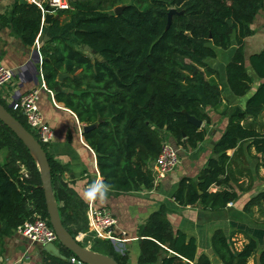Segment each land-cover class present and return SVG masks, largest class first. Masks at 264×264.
Returning <instances> with one entry per match:
<instances>
[{"label":"trees","instance_id":"obj_1","mask_svg":"<svg viewBox=\"0 0 264 264\" xmlns=\"http://www.w3.org/2000/svg\"><path fill=\"white\" fill-rule=\"evenodd\" d=\"M69 1L71 9L56 10L45 25V14L38 6L13 0L0 13V29L9 28L26 46L34 45L40 32L47 29L48 38L40 48L42 78L57 101L73 111L81 123L93 126L83 135L97 154L102 184L116 194L150 189L151 165L167 135L176 146L191 149L206 136V129L187 121L183 111L210 124L206 107L217 108L221 103L217 82L204 76L214 72L206 60L215 58L218 49H227L234 42L235 50L225 66L226 82L235 96H242L249 89L244 38L252 34L250 24L264 0H141L143 7L137 4L138 0ZM117 6H123L119 13L114 12ZM171 9L176 12L168 24ZM63 14L69 16L65 23L60 21ZM85 45L101 58L91 51L85 53ZM249 61L264 79V49L251 54ZM59 73L68 76L58 80ZM0 102L29 130L21 116L2 99ZM262 110L264 81L248 97L244 110L235 113L225 108V129L196 180L181 178L172 194L178 205L199 204L203 209L219 211L236 199L234 190L212 191L210 187L228 185L227 150L249 140L264 156V129L244 124ZM42 146L63 225L74 237L88 232L86 204L71 187L59 183L57 172L67 166L56 162L46 145ZM2 148L7 149L8 157L0 161V236L30 219L34 212L48 220L37 165L23 143L0 121ZM17 161L28 170L24 181L20 179ZM257 199L264 200V193ZM22 208L26 215L18 218ZM2 222L6 223L5 228ZM137 234V264L214 263L208 255L196 254L194 237L172 229L163 204L148 216ZM232 237L220 228L213 232L211 244L217 262L247 264L259 253V264H264V242L257 251L256 240L249 238L238 250ZM80 243L88 245L87 240ZM90 245L92 250L126 264L109 241L95 238ZM60 247L67 261L43 252L42 264H78L70 261L75 256L69 250ZM253 264H257L256 260Z\"/></svg>","mask_w":264,"mask_h":264},{"label":"crops","instance_id":"obj_2","mask_svg":"<svg viewBox=\"0 0 264 264\" xmlns=\"http://www.w3.org/2000/svg\"><path fill=\"white\" fill-rule=\"evenodd\" d=\"M12 2L13 0H0V13L7 10ZM67 19V14L60 17L61 22H66ZM250 28L252 34L244 38L243 44L244 65L251 79L246 93L235 96L226 82L225 66L235 50V43L232 42L227 49H218L215 58L206 60V64L214 72L205 73L204 76L213 77L217 82V93L221 103L217 108L206 107L212 122L206 124L202 121L206 129L204 140L196 148L191 149L176 146L173 138L167 135L165 139L178 148L177 167L156 185L153 183L150 189L117 194L102 184L97 154L84 139L82 130L84 124L77 119L73 111L57 101L54 91L46 86L40 71L42 55L38 44L35 42L32 46H26L9 28L0 29V64L10 68L14 73L12 82L0 87V99L8 105L11 99L31 89H39L38 107L53 134L51 142L46 145V150L56 162L67 166L66 169L57 172L59 183L71 187L78 198L86 204V210L91 205L106 207L115 216L118 239L113 241L100 238L109 241L115 252L125 258L126 264L138 263L137 230L161 204L166 207V216L172 229L183 231L187 237H194L197 255H208L211 261L220 264L207 253L210 248L212 249V234L219 228L227 235H232V239L235 236L236 240L246 237V242L249 238L255 239L257 251H260L264 242V222L258 220V215L260 217L264 215V200L257 197L264 193V156L250 145L249 140L243 141L238 148L227 150L230 157L228 185L210 187L212 191L229 188L237 193L236 199L228 202L224 209L219 211L203 209L199 204L180 206L172 198L180 179L189 177L195 181L207 158L212 154L214 144L227 124L228 112L222 114L225 108L235 113L244 110L248 97L264 81L255 73L249 61L251 54L264 49V12L260 14L257 12ZM199 69L203 70L202 67ZM244 124L262 131L264 110L254 118L246 120ZM7 157V149H0V161L7 160ZM17 163L20 179L24 181V173L28 175V170L23 163L18 161ZM32 183L34 185V181ZM19 211L18 218L26 215L23 208ZM17 226L0 236V264H42L43 256L40 254L42 244L22 236L17 231ZM2 227H6L5 222H2ZM257 233L261 235L260 240ZM257 255L259 253L255 256Z\"/></svg>","mask_w":264,"mask_h":264},{"label":"built area","instance_id":"obj_3","mask_svg":"<svg viewBox=\"0 0 264 264\" xmlns=\"http://www.w3.org/2000/svg\"><path fill=\"white\" fill-rule=\"evenodd\" d=\"M38 6L43 13L55 12L56 10H69V0H25ZM14 78L13 71L0 64V87L8 85ZM40 91L38 88L31 89L21 94L15 99H11L8 103L9 108L21 116L29 130L36 135V139L41 144H49L52 140V130L46 122L38 107ZM179 164L178 148L166 139L163 140L161 150L151 165L153 183L156 185L168 173H170ZM24 173L23 178H27ZM88 230L93 232L97 237L110 240H117L116 235L117 220L115 216L106 207H98L91 205L86 210ZM17 231L32 242L45 244L47 242H57V237L48 223L47 218L38 212H34L30 219L23 221L17 226ZM71 262L80 264L81 262L75 258H70Z\"/></svg>","mask_w":264,"mask_h":264},{"label":"water","instance_id":"obj_4","mask_svg":"<svg viewBox=\"0 0 264 264\" xmlns=\"http://www.w3.org/2000/svg\"><path fill=\"white\" fill-rule=\"evenodd\" d=\"M20 3H25V0H19ZM123 6H117L114 9L115 13H119L122 10ZM176 11L171 9L168 12V24L171 20V16ZM54 17L52 12H46L43 18V23L48 24L50 20ZM227 23H230L227 20ZM48 38L47 29L44 28L42 33L37 37L36 43L39 48L42 47L45 40ZM84 52L91 51L95 54V57L101 58L98 53L92 50L90 47L85 45L83 47ZM68 76L67 73H59L58 80H62ZM57 90V89H56ZM9 107V106H8ZM183 113L186 115L187 121L198 126L205 127L202 125V120L195 118L194 116L188 115L185 111ZM0 121L6 125L15 136L23 143L27 148L29 154L34 159L41 181V188L43 190L44 202L46 207V212L48 215L49 223L54 230L57 242H47L41 246L40 254L43 256V252L46 254L67 261L68 257L61 252V247L69 250L81 263L85 264H119L112 256L107 254L94 251L88 246H84L80 243L77 237L72 236L66 227L63 225L58 203L55 199L52 184H51V173L50 166L47 158V153L42 146V144L35 138V136L15 117L13 116L7 107L0 102ZM93 128V126L84 125L83 133ZM207 253L215 260L218 261V256L214 254L213 249H209ZM259 255L256 256V262L259 264ZM216 264V263H213Z\"/></svg>","mask_w":264,"mask_h":264},{"label":"rangeland","instance_id":"obj_5","mask_svg":"<svg viewBox=\"0 0 264 264\" xmlns=\"http://www.w3.org/2000/svg\"><path fill=\"white\" fill-rule=\"evenodd\" d=\"M137 4H139L140 5V7H143L145 4H143L142 3V1L141 0H138L137 1ZM261 12H264V1H263V4H262V6L260 7V8H258V13L260 14ZM69 17V16H68ZM68 20V19H67ZM66 20V21H67ZM62 23H65V22H62ZM263 210H264V208H263ZM264 212V211H263ZM259 216V219L258 220H262L263 222H264V215L262 216V217H260V215H258ZM256 217V216H255ZM257 218V217H256ZM79 234H84V236L83 237H81ZM76 237L77 238H79L78 240L79 241H81V242H83L84 240H87V242H88V247L89 246H91L90 244L92 243V242H94V239L95 238H99V239H101L100 237H97L93 232H90L89 230H88V232H79L78 233V235H76ZM257 238L260 240L261 239V235H260V233H257ZM234 245H235V248L236 249H240L241 247H242V243H245L246 242V237H244V238H242V239H240V240H236V236L234 237ZM244 240V241H243ZM255 260H256V256H253V257H251L250 259H249V261H248V263L247 264H253L254 262H255Z\"/></svg>","mask_w":264,"mask_h":264},{"label":"clouds","instance_id":"obj_6","mask_svg":"<svg viewBox=\"0 0 264 264\" xmlns=\"http://www.w3.org/2000/svg\"><path fill=\"white\" fill-rule=\"evenodd\" d=\"M106 187V186H105Z\"/></svg>","mask_w":264,"mask_h":264}]
</instances>
